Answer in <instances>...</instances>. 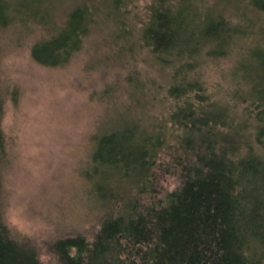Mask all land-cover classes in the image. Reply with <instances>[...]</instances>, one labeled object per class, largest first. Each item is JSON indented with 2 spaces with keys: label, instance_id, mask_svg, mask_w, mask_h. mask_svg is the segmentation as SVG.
<instances>
[{
  "label": "trees",
  "instance_id": "obj_1",
  "mask_svg": "<svg viewBox=\"0 0 264 264\" xmlns=\"http://www.w3.org/2000/svg\"><path fill=\"white\" fill-rule=\"evenodd\" d=\"M65 1L68 9L59 25L57 13ZM128 3L0 0L1 26L35 23L47 31L31 47L33 59L44 65L68 64L97 29L109 30L112 42L129 43L121 49L147 47L164 69L166 96L170 108L175 106L154 124L122 117L98 135L90 174L106 212L93 239L76 235L54 244L60 264H261L252 250L264 248V46H252L240 66L248 98L259 109L246 152L238 132L226 131L224 108L209 102L196 67L207 46L209 53H221L246 27L254 33L264 0H219L218 10L206 16L195 10L196 0H152L140 29L130 23ZM234 16L245 26L230 20ZM2 116L0 95V160ZM170 140V161L179 165L183 181L165 201L144 206L140 192L155 190L152 171ZM0 264H41L34 250L10 236L1 217Z\"/></svg>",
  "mask_w": 264,
  "mask_h": 264
},
{
  "label": "rangeland",
  "instance_id": "obj_2",
  "mask_svg": "<svg viewBox=\"0 0 264 264\" xmlns=\"http://www.w3.org/2000/svg\"><path fill=\"white\" fill-rule=\"evenodd\" d=\"M151 2L129 0L128 16L135 28L147 22ZM196 3L195 10L203 16L216 12L220 5L219 0ZM66 8V1L59 5V25ZM258 18L254 33L246 27L221 53H209L208 46L203 49L196 67L209 102L224 108L226 131L238 132L244 152L259 109L248 98L249 84L240 66L252 46H264V13ZM230 20L245 26L235 16ZM99 31L87 37L68 64L48 66L31 55L32 45L48 36L42 26L0 25L5 140L0 160V217L10 236L34 250L41 264H60L54 248L57 241L76 235L93 239L101 227L106 211L90 174L98 135L117 126L122 117L129 123L154 124L175 107L170 108L171 99L166 96L164 69L152 61L149 49L141 44L135 51L121 49L129 43L112 42L109 30ZM138 84L144 88L136 90ZM172 144L170 140L154 165L151 182L156 191L148 187L140 192L144 206L165 201L183 181L179 165L170 161ZM252 252H258L264 264V248L253 245Z\"/></svg>",
  "mask_w": 264,
  "mask_h": 264
}]
</instances>
